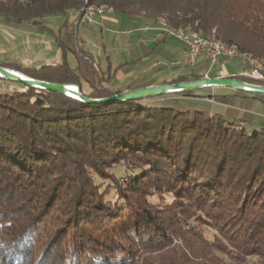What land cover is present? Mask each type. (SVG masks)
I'll list each match as a JSON object with an SVG mask.
<instances>
[{
	"label": "trees",
	"instance_id": "16d2710c",
	"mask_svg": "<svg viewBox=\"0 0 264 264\" xmlns=\"http://www.w3.org/2000/svg\"><path fill=\"white\" fill-rule=\"evenodd\" d=\"M87 4L215 38L264 71V0H0L7 24L64 18L52 33L58 63L0 65L89 97L123 91L110 85L125 63L103 68L79 48L76 14ZM19 85L0 88V264H264V129ZM164 194L172 200H150Z\"/></svg>",
	"mask_w": 264,
	"mask_h": 264
},
{
	"label": "rangeland",
	"instance_id": "374dc122",
	"mask_svg": "<svg viewBox=\"0 0 264 264\" xmlns=\"http://www.w3.org/2000/svg\"><path fill=\"white\" fill-rule=\"evenodd\" d=\"M85 6L76 14L75 23H78L79 15ZM103 14L114 15L118 19L116 22L102 23V25H97V23L85 25L79 22L74 27L79 48L86 51L95 61H99L103 68L109 63L115 66L121 57L123 60H129L135 53V47L145 51H148L149 47H155L150 55L151 59L137 65H126L119 70L113 84L110 85L115 89L127 90L137 86H148L149 83L167 81L179 75L202 79L205 71L208 73L207 76L212 78L220 68H225L229 74L242 73L248 68L250 70L252 68L253 61L249 64L248 59L238 55L231 58L220 56L212 66L202 56H199L196 61L194 60L195 62L189 63L184 51L187 46L183 41L166 33V42L163 45L162 37L159 36L162 31V28H158L159 24L156 27L157 31L144 29L147 23L152 22L149 18L143 15H118L111 11H103L101 16ZM101 16L97 15L98 23ZM63 19L61 15L46 17L41 19L43 25L40 27L32 26L29 23L7 24L0 19V62H17L30 66H39L43 63L54 65L52 62L58 59L59 51L53 41L52 33L58 31ZM69 20H73L72 16ZM71 24L69 26H74L73 23ZM161 24L163 25L162 21ZM148 33L154 34V36L158 35L159 38H156L151 46L146 47L142 42L138 45L139 38H143ZM55 51L58 52V55L53 56ZM152 60L156 61L154 66L151 64ZM67 62L69 65H73L74 58L71 54L67 55ZM255 64L257 67L261 65ZM81 86L84 92L89 90L86 83L81 82ZM0 88L20 89L21 85L10 80L0 79ZM144 101L151 105L173 107L178 110L195 109L206 111L209 114H220L227 120L241 122L247 130L264 129V95L262 94L214 85L167 92ZM150 200L163 203L170 202L172 197L169 194H164L163 197L154 195ZM203 230L208 238L212 237V231L209 228L204 227Z\"/></svg>",
	"mask_w": 264,
	"mask_h": 264
},
{
	"label": "water",
	"instance_id": "95a60500",
	"mask_svg": "<svg viewBox=\"0 0 264 264\" xmlns=\"http://www.w3.org/2000/svg\"><path fill=\"white\" fill-rule=\"evenodd\" d=\"M0 77L13 82L22 83L26 86L62 93L86 103H105L109 101L141 100L167 92H178L214 85L227 86L240 89L246 92L264 95V85L253 84L227 76L212 78L204 77L202 79L195 80H182L178 82H165L156 85L140 86L123 90L121 92L112 93L111 95L104 97H89L81 92L80 87L77 84L40 80L24 75L15 70L5 68L1 65ZM72 85H74L76 89H73L71 87Z\"/></svg>",
	"mask_w": 264,
	"mask_h": 264
},
{
	"label": "built area",
	"instance_id": "2783aa9c",
	"mask_svg": "<svg viewBox=\"0 0 264 264\" xmlns=\"http://www.w3.org/2000/svg\"><path fill=\"white\" fill-rule=\"evenodd\" d=\"M97 15L101 16V14L94 12L93 9H85V17H80L78 19V23L80 22L81 24L85 25H94L98 23ZM163 30L186 44L187 61L189 63H193L198 55H203L205 58H207L211 66L217 62L219 56H225L228 58L237 56L236 53L233 52L232 48H222L219 44H212V39L200 38L199 34L193 33L174 35L173 29L163 28ZM241 74L249 76L253 79L264 81V77H259L257 73H255L253 70H250L249 68ZM204 77L208 78L207 74H205Z\"/></svg>",
	"mask_w": 264,
	"mask_h": 264
},
{
	"label": "crops",
	"instance_id": "0c3cea01",
	"mask_svg": "<svg viewBox=\"0 0 264 264\" xmlns=\"http://www.w3.org/2000/svg\"><path fill=\"white\" fill-rule=\"evenodd\" d=\"M117 17L116 16H111V15H109V14H103L100 18H99V23H97V25H102V23L103 24H105V23H107V22H116L117 21ZM118 23V22H117ZM155 24V25H154ZM157 24H159L160 25V27H158L159 29L160 28H162V24H161V21L160 22H151V23H147L146 24V26L144 27V29L145 30H150L151 29V31H155L156 29H158V28H156L157 27ZM149 28V29H148ZM140 30V29H139ZM157 31V30H156ZM159 36H161L162 38H161V40H162V42H163V45H164V43L166 42L165 41V37H166V34L165 33H162L161 32V34H159ZM159 36L158 35H156V36H154V34H151V33H148V35H146V36H144L143 38L142 37H140L139 38V40H138V45L142 42V43H144L145 45H146V47L147 46H151V44L155 41V39L156 38H159ZM57 47V46H56ZM57 49H58V51H59V57H58V59L55 61V62H52L53 64H55V63H58L59 61H60V59H61V57H60V55H61V52H60V49L57 47ZM147 49V48H146ZM154 49H155V47L154 46H152V47H149V49H148V51H145V50H142V49H140V48H136L135 47V53H133V57L132 58H130L129 60H123V58L121 57L120 58V61H118L119 63H117L115 66H113V65H111L112 67H116L117 65H119V64H122V63H125L122 67H120L119 69H117L116 70V72H115V76H116V74L119 72V70H121L124 66H126V65H131V64H135V65H137V64H140V63H142V62H144V61H146V60H148L151 56L150 55H152V52L154 51ZM178 51H180V50H178ZM185 53H186V55H187V48L185 47ZM181 52V51H180ZM53 56H56V55H58V52L57 51H55L53 54H52ZM51 55V56H52ZM199 56H202L204 59H206L203 55H198L197 57H196V59L199 57ZM110 58V57H109ZM151 59V58H150ZM196 59H195V61H196ZM123 60V61H122ZM207 60V59H206ZM194 61V62H195ZM208 61V60H207ZM154 62H156V61H154V60H152V65L154 64H156V63H154ZM43 64H50V63H43ZM151 65V66H152ZM153 65V66H154ZM235 73V72H234ZM233 73V74H234ZM205 74H208L207 73V71H205L204 73H203V75H205ZM229 75H232V74H229V72L224 68V69H219L218 70V72L217 73H215V74H213V76L212 77H220V76H229ZM184 76V75H183ZM172 79V78H171ZM199 79V78H198ZM170 81V79H168L167 81H160V82H156V83H149L148 85H156V84H160V83H165V82H169ZM138 87V86H137Z\"/></svg>",
	"mask_w": 264,
	"mask_h": 264
},
{
	"label": "bare ground",
	"instance_id": "6f19581e",
	"mask_svg": "<svg viewBox=\"0 0 264 264\" xmlns=\"http://www.w3.org/2000/svg\"><path fill=\"white\" fill-rule=\"evenodd\" d=\"M85 9H93L94 12L96 13H99V14H102L103 13V10L101 7H98V6H93V5H87V7L85 6L83 12L81 13V15H79V18L80 17H85ZM82 11V10H81ZM173 34L174 35H183V34H193V32H184V31H177V30H173ZM196 34V33H195ZM200 38H206V37H202L200 36ZM206 39H212V44H219L222 48H232L233 49V52L236 53V55L240 56L239 53L233 48V47H230V46H226L225 44H223L221 41L219 40H216L215 38H206ZM253 64V63H252ZM251 70H253L255 73L258 74L259 77H264V71H260L258 70L257 68L253 67L252 65V68ZM73 89H76V87L74 85L71 86Z\"/></svg>",
	"mask_w": 264,
	"mask_h": 264
}]
</instances>
